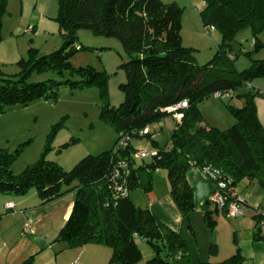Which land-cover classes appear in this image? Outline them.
Instances as JSON below:
<instances>
[{"label": "trees", "instance_id": "obj_1", "mask_svg": "<svg viewBox=\"0 0 264 264\" xmlns=\"http://www.w3.org/2000/svg\"><path fill=\"white\" fill-rule=\"evenodd\" d=\"M201 2L204 8L198 15L202 28L212 27L220 36L216 53L205 65H196L193 49L182 46V10L175 3L57 0L55 21L62 47L49 55H41L31 47L27 58L16 63L18 78L0 79L4 83L0 86V114L9 106H25L40 99L53 100L61 85L70 89L94 86L100 91V120L117 138L110 150L83 158L69 171L45 161L42 155L22 173L13 175L11 165L19 151L9 153L0 149L1 194L24 196L34 189L41 202L47 204L61 197L66 192L62 191L64 187L74 193L69 217L56 238L67 248L99 245L111 250L108 264H139L142 255L135 240L140 238L152 251L151 259L145 264H191L188 246L180 233L160 223L147 209L135 207L129 194L122 199L113 198L109 176L120 161H129V193L137 188L148 193L153 173L158 169L166 172L169 194L190 232L188 220L194 204L185 178L189 169L217 171L216 179L208 181L212 186L224 182L226 195L234 192L240 196L235 188L243 181L264 191V129L253 103L259 89L245 95L242 108L227 107L235 119V124L227 130L205 125L198 110V105L214 94L224 95L255 80L264 82V60L251 61L248 68L238 71L234 66L236 54L231 47L236 34L247 28L253 38L241 55L250 58L261 47L257 35L264 31V0ZM5 7L6 0H0V17ZM79 30L116 39L129 58L119 66L125 83L120 85L123 101L117 108L107 103L106 74L89 67L73 69L69 64L73 54L85 50L75 47ZM48 71L58 75L68 72L79 80L28 81L33 73ZM183 101L187 108L180 110L179 119L174 120L169 147L159 149L148 162L137 164L130 158L135 152L130 145L131 139L138 138L145 127L161 123L167 115L161 110ZM122 139H128L126 146L116 148ZM213 211L217 212L215 208ZM213 211L206 210L203 214V221L209 228L215 226ZM255 218L253 215V223ZM253 240L260 241L256 234ZM241 260L237 250L234 256L219 264H240ZM32 262L33 258H29L22 264Z\"/></svg>", "mask_w": 264, "mask_h": 264}, {"label": "rangeland", "instance_id": "obj_2", "mask_svg": "<svg viewBox=\"0 0 264 264\" xmlns=\"http://www.w3.org/2000/svg\"><path fill=\"white\" fill-rule=\"evenodd\" d=\"M160 1L164 4L175 3L181 8L182 46L193 49L196 65L208 63L217 51L220 36L216 31L208 34L204 32L198 15L201 0ZM56 15L57 0H6L5 11L0 17V79L18 78L16 63L27 58L31 47L36 48L41 55H49L62 47ZM252 38L251 30L247 28L239 31L231 44L233 54H236L234 66L238 71L248 68L251 61L264 60V31L257 35L261 47L250 58L241 55L240 52L251 45ZM75 47H83L85 50L73 54L69 59L70 66L73 69L89 67L95 72L106 74L107 103L111 108H117L123 101L120 85L125 83L124 73L119 66L129 60L120 43L113 38L95 36L89 31L79 30L76 33ZM68 79L79 80L68 72L58 75L48 71L42 74L33 73L28 81L39 83L53 80L63 83ZM2 85L4 83L0 80V86ZM250 86L252 88L244 86L222 98L210 97L203 100L198 105L203 123L220 131L234 125L235 119L227 107L242 108L245 105V95L254 94L256 89L264 91V82L261 80L253 81ZM253 103L257 118L264 129V98L255 94ZM101 107L102 99L97 87L70 89L67 85L59 87L53 100L40 99L25 106L7 107L5 113L0 114V149L9 153L19 151L11 165L12 174L19 175L42 155L45 161L69 171L83 158L110 150L117 138L113 130L100 120ZM161 123V129L158 123L148 126L154 135L153 140L146 137L132 138V148L151 156L159 149L169 147L175 122L170 115H166ZM149 160L147 158L144 161ZM151 184L149 192L153 190L159 195L169 194V184L163 169L153 173ZM235 190L247 202V206L243 207L244 216L223 219L217 213L219 211L214 212L212 209L211 215L216 224L209 228L203 221V210L194 206L188 220L192 232L187 228V222H182L181 235L192 256V264H218L234 256L239 249H250L253 226L251 208L259 206L264 209V191L247 181L238 184ZM31 191L35 190L31 189L28 193ZM131 192H134V203L137 206L144 209L149 207V192L138 188ZM135 242L142 253L140 264H145L151 259L152 251L140 238ZM260 242L264 244L263 241ZM68 252L70 251L58 257L60 264L67 262L71 256ZM240 264L257 262L255 259H244Z\"/></svg>", "mask_w": 264, "mask_h": 264}, {"label": "crops", "instance_id": "obj_3", "mask_svg": "<svg viewBox=\"0 0 264 264\" xmlns=\"http://www.w3.org/2000/svg\"><path fill=\"white\" fill-rule=\"evenodd\" d=\"M203 8L204 4L201 2L198 13ZM213 31L215 32V30ZM161 128L162 123L159 126V129ZM185 178L193 193L194 206L201 208L203 214L206 210H214V207L208 204L213 188L201 171L197 168H191L186 172ZM68 189L64 187L62 191L66 192L57 200L47 204L41 202L36 191H31L24 196L0 193V264H22L29 258H33L32 264H60L58 257L67 251H70L68 253H71V256L64 264H73L74 262L76 264H108L111 253L107 247L86 245L81 249L72 250L63 243L56 241L73 205L74 193ZM149 195L150 204L147 210L167 228L181 234L182 216L171 196L169 194L159 195L153 190L149 192ZM129 199L135 207H139L134 203V192L129 193ZM8 202L13 204L11 211L5 210L4 205ZM10 212H13L12 217L9 216ZM217 213L223 219H229L225 214ZM213 221L216 224L214 219ZM25 225H27L26 229ZM254 234L253 223L250 249L247 251L239 249V254L242 260L251 259L254 261L255 259L257 264H264V256H262L264 244L260 241H254ZM190 258L192 264L191 254Z\"/></svg>", "mask_w": 264, "mask_h": 264}, {"label": "built area", "instance_id": "obj_4", "mask_svg": "<svg viewBox=\"0 0 264 264\" xmlns=\"http://www.w3.org/2000/svg\"><path fill=\"white\" fill-rule=\"evenodd\" d=\"M203 30L205 33L208 34L209 32H212L214 29L212 27H207ZM247 86L252 88L250 85ZM230 93L231 92L226 93L224 95L214 94V97L222 98L223 96L229 95ZM258 93L264 98V91L258 90ZM186 108H187V103L183 101L175 106L163 109L161 110V112L170 115L173 118V120H178L180 117L179 111ZM158 125L161 126V123H158ZM144 137H149L151 140H153L154 138V135L151 133L148 126L138 133V138H144ZM127 141L128 139L119 140L116 148H124L127 144ZM155 155L156 153H154L151 156H148L143 151L135 150V152L131 154L130 158L132 157L135 161H144L145 159L151 158L152 156ZM130 171L131 170H130L129 161H120L117 163V165L113 166L111 174L109 176V182H110L111 193L115 200L122 199L128 196L129 194L128 178L130 176ZM201 173L205 178H207V180L211 179V181L215 180L216 177L218 176L217 171H209L207 169L202 170ZM212 188H213V192L208 199L209 204H212L217 211L225 214L227 217L238 218L244 216L243 207L247 206V202L243 197L238 196L234 192L228 195L224 194L223 190L225 189V184L222 181L217 182V184L215 186H212ZM4 207L5 210L11 211L13 209V204L11 202H8L4 205ZM251 212L256 217L254 220L255 234L258 236V238L261 241L264 242V209L255 206L251 208ZM10 215H13V212H10ZM24 227L26 229L27 225H25ZM73 264H76V262H74Z\"/></svg>", "mask_w": 264, "mask_h": 264}]
</instances>
